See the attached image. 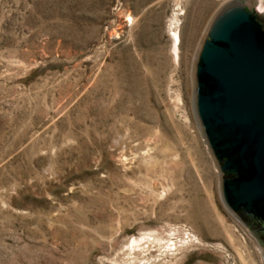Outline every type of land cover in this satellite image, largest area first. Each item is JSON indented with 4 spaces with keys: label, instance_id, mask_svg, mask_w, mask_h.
I'll return each mask as SVG.
<instances>
[{
    "label": "rangeland",
    "instance_id": "rangeland-1",
    "mask_svg": "<svg viewBox=\"0 0 264 264\" xmlns=\"http://www.w3.org/2000/svg\"><path fill=\"white\" fill-rule=\"evenodd\" d=\"M229 1L0 0V264H264L193 110Z\"/></svg>",
    "mask_w": 264,
    "mask_h": 264
},
{
    "label": "water",
    "instance_id": "water-1",
    "mask_svg": "<svg viewBox=\"0 0 264 264\" xmlns=\"http://www.w3.org/2000/svg\"><path fill=\"white\" fill-rule=\"evenodd\" d=\"M231 0L210 20L193 65V110L225 208L264 257V13Z\"/></svg>",
    "mask_w": 264,
    "mask_h": 264
},
{
    "label": "bare ground",
    "instance_id": "bare-ground-1",
    "mask_svg": "<svg viewBox=\"0 0 264 264\" xmlns=\"http://www.w3.org/2000/svg\"><path fill=\"white\" fill-rule=\"evenodd\" d=\"M256 1H258V3H259V6H258V8H257V10H258V12H261L262 11V8H263V1L264 0H256ZM263 4V5H262ZM129 21H130V19H128ZM175 40L177 41L178 40V37L177 36H175Z\"/></svg>",
    "mask_w": 264,
    "mask_h": 264
}]
</instances>
